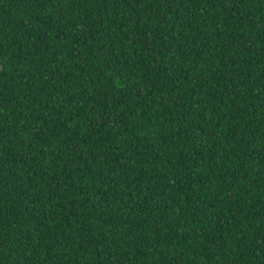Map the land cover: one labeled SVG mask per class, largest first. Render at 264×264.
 Listing matches in <instances>:
<instances>
[{
	"label": "trees",
	"instance_id": "obj_1",
	"mask_svg": "<svg viewBox=\"0 0 264 264\" xmlns=\"http://www.w3.org/2000/svg\"><path fill=\"white\" fill-rule=\"evenodd\" d=\"M0 264H264V0H0Z\"/></svg>",
	"mask_w": 264,
	"mask_h": 264
},
{
	"label": "rangeland",
	"instance_id": "obj_2",
	"mask_svg": "<svg viewBox=\"0 0 264 264\" xmlns=\"http://www.w3.org/2000/svg\"><path fill=\"white\" fill-rule=\"evenodd\" d=\"M1 68V67H0Z\"/></svg>",
	"mask_w": 264,
	"mask_h": 264
}]
</instances>
